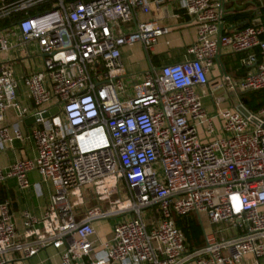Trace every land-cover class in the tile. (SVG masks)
Here are the masks:
<instances>
[{"label": "built area", "instance_id": "obj_1", "mask_svg": "<svg viewBox=\"0 0 264 264\" xmlns=\"http://www.w3.org/2000/svg\"><path fill=\"white\" fill-rule=\"evenodd\" d=\"M164 1L0 0V149L18 140L34 151L0 169V182L14 178L25 190L34 171L52 188L39 218L21 213L19 233L9 203L0 202V264H23L47 248L58 264H259L264 257V102L244 117L219 109L221 97L207 110L195 93L207 85L217 42L248 52L241 63L251 68L238 90L264 89V25L219 36V0H168L194 25L191 59L145 71L129 86L120 47L151 49L168 29L155 20L122 28ZM21 60L34 67L16 78L12 64ZM19 85L27 106L17 100ZM8 110L33 121L23 132L7 121ZM89 199L97 204L85 208ZM147 209L156 216L148 224ZM190 214L222 227L202 230V245L189 247L175 218ZM116 218L110 239L94 247L93 223Z\"/></svg>", "mask_w": 264, "mask_h": 264}, {"label": "crops", "instance_id": "obj_2", "mask_svg": "<svg viewBox=\"0 0 264 264\" xmlns=\"http://www.w3.org/2000/svg\"><path fill=\"white\" fill-rule=\"evenodd\" d=\"M223 3L225 15L221 21L223 32L261 24L263 14L260 11L263 5L261 0H223ZM234 14H246L249 20L235 21L234 23L225 21L229 15ZM148 20L157 21L160 25L167 27L168 31L156 39L151 49H144L139 43L120 47V61L124 71V80L126 81L128 78L138 81L141 73L145 71L156 70L164 65L177 64L191 59V56L186 53V48L195 40L194 25L188 16L176 9L174 3L168 0L164 1L158 8L151 9L147 15L135 12L132 21L125 24L122 30L127 32L128 29L133 27V24ZM231 26L235 27L231 29ZM263 37L264 35H262ZM9 41L15 42L16 37L12 34ZM250 51L256 53V49ZM247 54L248 52L232 53L226 47L220 46L216 53L219 58L215 56L213 65L207 73L206 87L195 89V93L200 97L203 107L210 110L212 108V99L217 97L222 98L218 105L220 109L234 110L237 104L242 105L240 100L243 94L249 92L239 91L237 84L251 68L241 63V60ZM33 67V62L29 60H21L12 64L16 78L29 74ZM226 84H230L232 88L227 87ZM17 100L22 105L27 106L29 104L25 97V90L21 85H19ZM24 119L17 117L12 110L7 111V121H18L19 127L23 132L28 126L24 124ZM33 155L34 151L31 141L20 142L11 140L0 149V169H3L14 158H31ZM27 180L29 187L25 190L17 188L14 178H7L0 182V202L7 201L9 203L11 221L18 233L22 231L21 213L26 211L39 218L48 203L49 195L52 193L50 185L44 182L36 172H29ZM93 227L96 230L95 222ZM221 227V225H209L206 231H217ZM94 236H96V232ZM96 237L99 239L98 236ZM258 262L259 264H264V257L260 258ZM23 264H58V258L55 255V251L47 248L29 258Z\"/></svg>", "mask_w": 264, "mask_h": 264}, {"label": "trees", "instance_id": "obj_3", "mask_svg": "<svg viewBox=\"0 0 264 264\" xmlns=\"http://www.w3.org/2000/svg\"><path fill=\"white\" fill-rule=\"evenodd\" d=\"M262 1V8L260 11L262 14V21L260 22L264 25V0ZM249 20L246 14L229 15L225 21L228 23H234L235 21ZM244 27V26H243ZM264 38V37H263ZM249 93L243 94L240 102L249 111L255 112L264 102V89L256 91H248ZM175 226L181 231L185 238L186 244L190 247H199L203 243L201 231L198 228L195 218L190 215L175 218Z\"/></svg>", "mask_w": 264, "mask_h": 264}, {"label": "rangeland", "instance_id": "obj_4", "mask_svg": "<svg viewBox=\"0 0 264 264\" xmlns=\"http://www.w3.org/2000/svg\"><path fill=\"white\" fill-rule=\"evenodd\" d=\"M124 81L129 86H131V85L136 83V81L131 80L130 78H128L127 81L126 80H124ZM21 97H22V93H21ZM261 128L264 130V125H262ZM119 192H120V196L124 197V193L121 190V188H119ZM83 196H84V199L86 200V198H88V192L87 191L83 192ZM113 197H117V194H114L113 196H111V198H113ZM96 204L97 203L95 202V200H92V199L90 200L89 199L85 203V208H89V207H91L93 205H96ZM100 204H101V206H105L106 205L105 202H102ZM141 216H142V220L146 224H148L151 221H154L155 218H156V216L154 215V213L150 209L142 211L141 212ZM190 216L195 218V222H196L198 228L200 229L201 235H202V230H207L208 227H209V225H208V223H207V221L205 219V216L204 215H200V217H198L195 214H190ZM118 219H120V218L107 219V220H101V221H96L95 222V228H96L95 232H96V236H98L99 239L96 236L93 237V239L96 241L94 243V247H97V246H99V243L105 242V241L110 239V237H111V233H110L111 227H112L113 224H115V222H117ZM148 230H149V226L147 225V231Z\"/></svg>", "mask_w": 264, "mask_h": 264}, {"label": "water", "instance_id": "obj_5", "mask_svg": "<svg viewBox=\"0 0 264 264\" xmlns=\"http://www.w3.org/2000/svg\"><path fill=\"white\" fill-rule=\"evenodd\" d=\"M223 5H224L223 0H219V8H220V11H221V18H222V19H223V17L225 16V15H224V11H223ZM235 26H236V25H235ZM235 26H231V29L234 28ZM237 26H238V25H237ZM222 31H223V28H222V25L220 24V28H219V36H220V34L222 33ZM219 48H220V44H219V42H217V50H219ZM216 57L219 58V55L216 56ZM222 71H223V70H222ZM223 73H224V72H223ZM235 110H236L237 112H239L242 116H244V117H248V111H247V109L244 108V106H242L241 104H237V105L235 106ZM55 112H56V110H51V111H50V114H53V113H55ZM32 121H33V119H32L31 117H29V118H25V119L23 120V122H24L25 125H29V124H31Z\"/></svg>", "mask_w": 264, "mask_h": 264}]
</instances>
